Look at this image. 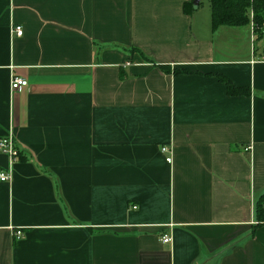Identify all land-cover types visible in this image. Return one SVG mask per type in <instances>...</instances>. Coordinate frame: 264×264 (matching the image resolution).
I'll use <instances>...</instances> for the list:
<instances>
[{
	"label": "crops",
	"instance_id": "crops-1",
	"mask_svg": "<svg viewBox=\"0 0 264 264\" xmlns=\"http://www.w3.org/2000/svg\"><path fill=\"white\" fill-rule=\"evenodd\" d=\"M202 4L0 0V264H264L263 54Z\"/></svg>",
	"mask_w": 264,
	"mask_h": 264
},
{
	"label": "trees",
	"instance_id": "trees-1",
	"mask_svg": "<svg viewBox=\"0 0 264 264\" xmlns=\"http://www.w3.org/2000/svg\"><path fill=\"white\" fill-rule=\"evenodd\" d=\"M254 10L258 26L264 24V0H213L212 1V20L214 30L221 27H248L250 25V11ZM227 85L230 95L240 94L232 83L227 79H222ZM260 219L264 221V198L260 201L259 206ZM262 221V222H263Z\"/></svg>",
	"mask_w": 264,
	"mask_h": 264
},
{
	"label": "built area",
	"instance_id": "built-area-1",
	"mask_svg": "<svg viewBox=\"0 0 264 264\" xmlns=\"http://www.w3.org/2000/svg\"><path fill=\"white\" fill-rule=\"evenodd\" d=\"M251 3H254V0H250ZM250 38L252 44V52L255 54L259 50L262 51L261 60L264 61V24L260 27L257 25L255 14L253 8L250 11ZM11 34L22 38L24 35V31L22 27H12ZM259 45H258V44ZM258 45V46H257ZM28 87V82L23 79L19 78H12L11 80V91L12 92H21L23 89ZM163 154H171V150L168 147H164L162 149ZM0 154L5 155L10 160V168L8 173H1L0 174V181L1 182H9L12 177V167L17 162L20 152L17 148L15 139L13 135L7 136L5 138L0 139ZM168 164H172L173 159L172 157L167 158ZM16 236L18 239L21 238L22 232H16ZM172 242L171 237H164L163 243L168 244Z\"/></svg>",
	"mask_w": 264,
	"mask_h": 264
},
{
	"label": "rangeland",
	"instance_id": "rangeland-1",
	"mask_svg": "<svg viewBox=\"0 0 264 264\" xmlns=\"http://www.w3.org/2000/svg\"><path fill=\"white\" fill-rule=\"evenodd\" d=\"M200 16H203V19L207 18L208 21H210V19L212 18V8L209 5L208 0H203V4H202L201 9H200Z\"/></svg>",
	"mask_w": 264,
	"mask_h": 264
},
{
	"label": "water",
	"instance_id": "water-1",
	"mask_svg": "<svg viewBox=\"0 0 264 264\" xmlns=\"http://www.w3.org/2000/svg\"><path fill=\"white\" fill-rule=\"evenodd\" d=\"M197 5H198V2L196 1V2L194 3V6L197 8Z\"/></svg>",
	"mask_w": 264,
	"mask_h": 264
}]
</instances>
